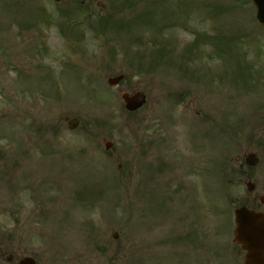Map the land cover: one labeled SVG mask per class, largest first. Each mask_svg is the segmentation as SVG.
<instances>
[{
    "label": "rangeland",
    "instance_id": "obj_1",
    "mask_svg": "<svg viewBox=\"0 0 264 264\" xmlns=\"http://www.w3.org/2000/svg\"><path fill=\"white\" fill-rule=\"evenodd\" d=\"M122 91L145 104L127 114ZM0 150V244L15 263L239 264L233 209L264 195L252 4L0 0Z\"/></svg>",
    "mask_w": 264,
    "mask_h": 264
},
{
    "label": "water",
    "instance_id": "obj_2",
    "mask_svg": "<svg viewBox=\"0 0 264 264\" xmlns=\"http://www.w3.org/2000/svg\"><path fill=\"white\" fill-rule=\"evenodd\" d=\"M59 1V0H55ZM256 7V18L264 26V0H252ZM122 76L109 79L110 85L116 84ZM121 98L124 101L125 108L128 111H134L144 103V95L136 92L132 95L122 94ZM68 126L73 129L77 126L75 119L68 121ZM106 144V148H109ZM245 162L248 165L254 166L257 163L255 155L250 154L246 157ZM248 190L253 188V185L247 184ZM235 217V235L237 243L242 245V248L247 251L245 264H264V216L260 213L248 211L245 208L236 209ZM19 264H34L29 258L23 259Z\"/></svg>",
    "mask_w": 264,
    "mask_h": 264
},
{
    "label": "flooded vegetation",
    "instance_id": "obj_3",
    "mask_svg": "<svg viewBox=\"0 0 264 264\" xmlns=\"http://www.w3.org/2000/svg\"><path fill=\"white\" fill-rule=\"evenodd\" d=\"M252 205L256 206L255 198L253 199ZM262 206H264V205H262ZM260 209H262V208L260 207ZM263 212H264V210H263ZM13 257H14V253H12V252L8 253V250L3 245L0 244V264L1 263H3V264H16ZM35 264H37V262Z\"/></svg>",
    "mask_w": 264,
    "mask_h": 264
}]
</instances>
